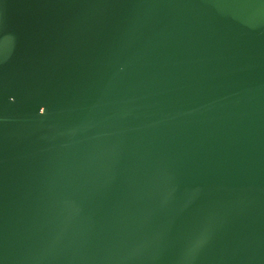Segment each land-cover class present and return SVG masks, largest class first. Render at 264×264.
I'll use <instances>...</instances> for the list:
<instances>
[{"label": "water", "instance_id": "1", "mask_svg": "<svg viewBox=\"0 0 264 264\" xmlns=\"http://www.w3.org/2000/svg\"><path fill=\"white\" fill-rule=\"evenodd\" d=\"M0 264H264V0H0Z\"/></svg>", "mask_w": 264, "mask_h": 264}]
</instances>
